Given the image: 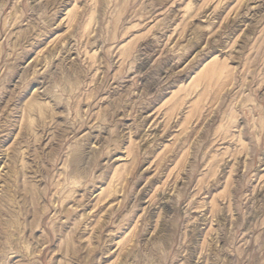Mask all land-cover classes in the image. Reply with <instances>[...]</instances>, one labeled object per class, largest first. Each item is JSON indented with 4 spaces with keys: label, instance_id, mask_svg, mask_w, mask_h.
<instances>
[{
    "label": "rangeland",
    "instance_id": "1",
    "mask_svg": "<svg viewBox=\"0 0 264 264\" xmlns=\"http://www.w3.org/2000/svg\"><path fill=\"white\" fill-rule=\"evenodd\" d=\"M0 264H264V0H0Z\"/></svg>",
    "mask_w": 264,
    "mask_h": 264
},
{
    "label": "bare ground",
    "instance_id": "2",
    "mask_svg": "<svg viewBox=\"0 0 264 264\" xmlns=\"http://www.w3.org/2000/svg\"><path fill=\"white\" fill-rule=\"evenodd\" d=\"M212 58V57H211ZM215 58H216V56H215ZM220 61V60H219ZM184 100V99H183ZM182 105V104H181ZM78 156V155H77ZM78 158V157H77ZM79 159V158H78Z\"/></svg>",
    "mask_w": 264,
    "mask_h": 264
}]
</instances>
